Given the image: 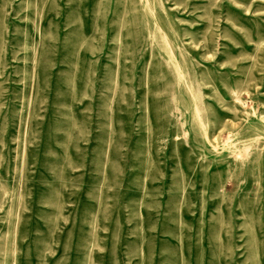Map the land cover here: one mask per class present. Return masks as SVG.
Wrapping results in <instances>:
<instances>
[{"label": "rangeland", "instance_id": "rangeland-1", "mask_svg": "<svg viewBox=\"0 0 264 264\" xmlns=\"http://www.w3.org/2000/svg\"><path fill=\"white\" fill-rule=\"evenodd\" d=\"M0 264H264V0H0Z\"/></svg>", "mask_w": 264, "mask_h": 264}]
</instances>
